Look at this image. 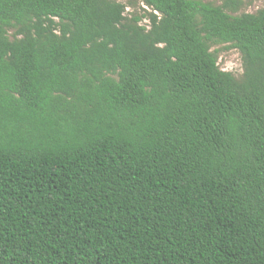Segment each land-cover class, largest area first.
<instances>
[{
    "label": "trees",
    "instance_id": "obj_1",
    "mask_svg": "<svg viewBox=\"0 0 264 264\" xmlns=\"http://www.w3.org/2000/svg\"><path fill=\"white\" fill-rule=\"evenodd\" d=\"M140 1L0 0V264H264V7Z\"/></svg>",
    "mask_w": 264,
    "mask_h": 264
},
{
    "label": "rangeland",
    "instance_id": "obj_2",
    "mask_svg": "<svg viewBox=\"0 0 264 264\" xmlns=\"http://www.w3.org/2000/svg\"><path fill=\"white\" fill-rule=\"evenodd\" d=\"M122 2H129L130 0H120ZM135 1L136 5L134 10H139V6H143L140 0H131ZM206 2H211L216 5L222 4L224 0H202ZM241 4L237 8L236 12L233 13H240V12H255L257 9L264 7V0H240ZM127 9L130 10L131 6L127 5ZM145 19H142L141 23H146ZM217 49V63L219 67L223 70H227L232 72V74L236 77H239L242 72L241 66V58L240 53L236 48L229 47L227 43H216L211 44V50Z\"/></svg>",
    "mask_w": 264,
    "mask_h": 264
}]
</instances>
